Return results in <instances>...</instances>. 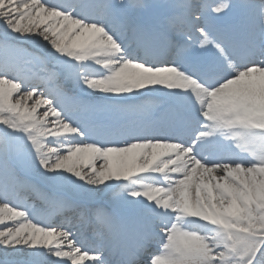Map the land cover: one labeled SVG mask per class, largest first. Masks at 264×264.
Instances as JSON below:
<instances>
[{"label":"snow or ice","instance_id":"1","mask_svg":"<svg viewBox=\"0 0 264 264\" xmlns=\"http://www.w3.org/2000/svg\"><path fill=\"white\" fill-rule=\"evenodd\" d=\"M0 264H264V0H0Z\"/></svg>","mask_w":264,"mask_h":264}]
</instances>
